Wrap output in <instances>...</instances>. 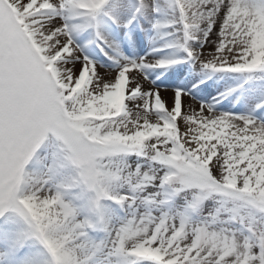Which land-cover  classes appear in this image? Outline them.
<instances>
[{
	"label": "snow or ice",
	"instance_id": "snow-or-ice-1",
	"mask_svg": "<svg viewBox=\"0 0 264 264\" xmlns=\"http://www.w3.org/2000/svg\"><path fill=\"white\" fill-rule=\"evenodd\" d=\"M0 264H264V0H0Z\"/></svg>",
	"mask_w": 264,
	"mask_h": 264
}]
</instances>
